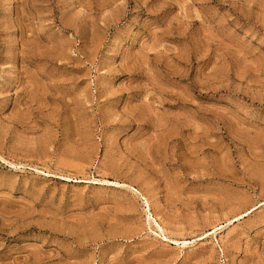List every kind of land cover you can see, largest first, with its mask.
Masks as SVG:
<instances>
[{
  "label": "rangeland",
  "instance_id": "obj_1",
  "mask_svg": "<svg viewBox=\"0 0 264 264\" xmlns=\"http://www.w3.org/2000/svg\"><path fill=\"white\" fill-rule=\"evenodd\" d=\"M0 264H264V0H0Z\"/></svg>",
  "mask_w": 264,
  "mask_h": 264
},
{
  "label": "bare ground",
  "instance_id": "obj_2",
  "mask_svg": "<svg viewBox=\"0 0 264 264\" xmlns=\"http://www.w3.org/2000/svg\"><path fill=\"white\" fill-rule=\"evenodd\" d=\"M145 201H146L145 203H146V206L148 207V211H149L148 214H147L148 221L149 222H155L154 219H153V217H152V215H151V207H150V204H149L148 200L145 199ZM158 229H159V232H164V230L162 229L161 226H158Z\"/></svg>",
  "mask_w": 264,
  "mask_h": 264
}]
</instances>
